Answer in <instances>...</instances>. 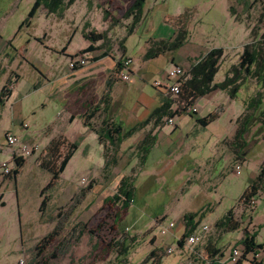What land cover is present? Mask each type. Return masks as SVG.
<instances>
[{"label":"rangeland","instance_id":"1","mask_svg":"<svg viewBox=\"0 0 264 264\" xmlns=\"http://www.w3.org/2000/svg\"><path fill=\"white\" fill-rule=\"evenodd\" d=\"M132 1L76 0L60 14L38 10L33 19L24 24L33 0H0V92L3 87L10 91L15 88L10 100L7 102L2 98L3 106H0V164L10 161L4 148L7 132L14 133L19 141L28 135L40 144L39 149L24 159L25 166L15 184L0 185V201L1 194L4 195V206L0 207V264H17L20 258L26 264H141L153 248L159 250L160 264H202L201 259L194 260L177 251L176 241L181 236L174 240V233L183 226V215L204 211L197 230L203 226L211 230L205 244L217 241L223 245L227 243L226 249L236 247L234 242L240 230L225 234L223 239L214 228V222L230 209L242 225L241 229L247 227L255 231L256 242H264V195L255 198L248 213L238 203L249 185L251 173L261 162L264 143L254 140L257 131L246 134L247 164L238 174L236 167L239 164L234 168L229 166L228 148L223 145L228 144L223 138L230 134L228 116L237 111L239 100L231 102L230 107L223 104L227 112L196 133L193 132L194 121L186 123L175 119L182 137L188 134V138L183 140L177 133L171 139L181 146V153L186 158L194 159L189 164L180 161L181 153L165 159L155 151L144 168L139 167L138 159L133 165L131 162L137 158L134 149L137 143L131 145L128 141L119 148L116 166L103 171L101 148L90 135L84 139L89 146L86 154H83V148L77 150L57 179L38 167V158L43 155L44 144L49 139L62 134L74 140L82 134L83 128L79 120L72 124L60 123L57 114L62 105L47 96V91H34L33 86L39 87L43 83L49 88L59 87L75 116L87 114L86 106L93 107L100 102L108 78L113 79L114 90L122 87L123 83L109 71L121 59L118 45L124 40L132 21L127 16ZM229 7L235 16L230 14ZM185 12L190 39L203 51L221 38L234 41L235 48L225 50V60L215 75V84L222 82L227 67L236 61L237 45L255 42L260 35L259 25L264 24V4L260 0H145L142 20L126 42V56L131 57L130 67L136 71L139 66L144 68L143 78L147 84L141 85L137 76L131 77L130 82L142 86L143 93L149 98L155 96L152 82H165L162 76L169 68L166 60L170 56L141 61L145 43L172 38L178 31L174 17ZM89 32L103 34L105 42L102 45L95 43L96 51L84 54L82 51L89 42L81 36ZM259 48L264 57L263 49ZM104 52L109 57L95 63V58ZM79 56L88 58L87 65L70 70L69 59ZM58 66L67 67L61 77L46 73ZM41 71L45 72L42 78H47L48 82L41 81ZM114 90H111L107 114L110 118L119 117L122 110H129L126 98L124 100ZM222 95V92L216 95L220 104L219 96ZM130 98H135L134 94H130ZM213 98L198 100L194 107L198 115L205 117L213 110ZM102 117L99 114L89 123L98 126ZM162 125H167L165 120ZM163 132L166 136L174 133L171 126H166ZM157 158L162 159L158 165ZM124 176L131 178L135 189L134 203L126 209L120 204L105 203ZM51 182L55 185L44 192L48 194L46 210L39 218V195ZM70 184L73 194L67 190ZM89 185L92 189L86 191ZM54 186L57 191L53 190ZM170 223L174 228L166 230ZM50 226L51 231L56 227V233L40 245L39 241L50 233ZM160 229L165 233L162 234ZM119 242L127 246L126 256L117 255ZM168 248L174 251L170 255L166 253ZM203 254L207 255L206 250Z\"/></svg>","mask_w":264,"mask_h":264},{"label":"trees","instance_id":"2","mask_svg":"<svg viewBox=\"0 0 264 264\" xmlns=\"http://www.w3.org/2000/svg\"><path fill=\"white\" fill-rule=\"evenodd\" d=\"M76 0H33V4L28 13L27 19L24 24H28L29 20L33 19L38 10H44L47 14H60L61 11ZM145 0H134L129 8L128 17L132 19L129 27L127 28V35H130L134 28L141 22L142 19V6ZM264 4V0H260ZM229 12L234 15L232 7H229ZM187 13H183L181 16L176 18L175 26L177 33L170 39L151 41L143 55L144 60H153L165 53H172L178 50L186 41L187 31L185 29L187 23ZM259 25V31H260ZM82 38L89 42V46L82 51V53H89L95 51V43L100 42L101 45L105 42V36L103 34H94L89 32L83 33ZM261 36L257 38L255 42L246 44L242 48V52L239 56L237 65L231 66L224 75V79L220 83H213L214 76L218 72L219 65L223 58L222 49H211L207 51L195 64H193L189 71L184 75L180 85V94L176 102V109L170 110L171 102L165 101L161 106L153 110L148 117L131 128L124 130L122 126L113 121L112 118L107 116L109 106L111 103V89L113 85V79L110 77L106 80V91L101 97L100 102L95 106H89L87 114L81 117L82 124L89 131H91L97 139V143L102 147L103 152V171L109 168H113L117 164V153L123 142L131 138L137 132L144 129L148 124L152 123L155 126L162 124V120L173 119L175 116L186 114V109L191 108L201 98H204L216 91H224L227 93L230 99H233L237 94L238 90L242 85L244 78L255 79L257 83L261 84L264 88V57L260 52ZM121 53V59L116 62L115 69L113 71L114 77L119 75L121 69V62L124 60V48L123 40L118 45ZM83 54V55H84ZM107 52L102 54V57H106ZM76 57H72L73 59ZM119 81V79L116 78ZM11 91L5 87L0 92V106H3V100H7ZM262 93H256L255 97L251 98L245 103L243 114L236 121V132L233 138V144H236L238 148L245 146L243 136L247 132V128L254 123H259L264 127V110L256 115L259 108L263 105ZM102 115V119L98 126H94L89 122L94 119L97 115ZM194 116L195 114H187ZM219 112L214 111L208 114L204 118H197L195 122L202 128H205L208 124L212 123L218 118ZM264 141V132L262 134ZM155 136H151L150 133L144 135L143 139L134 147L136 156L138 159L139 167H142L145 160L155 143ZM78 144L76 142H69L64 137L58 136L49 141L47 146L44 148L43 155L38 158V167L47 172L54 180L64 171L65 167L69 163L77 150ZM24 160L19 159L15 162V170L11 174V178H15L18 174L19 169L22 167ZM9 177V176H8ZM54 185L53 182L49 183L48 186L40 192V197L43 196L44 192ZM92 186L89 185L86 191H90ZM134 184L131 178L128 176L122 177L115 189L114 194L105 200V203L111 202L120 204L123 209L130 206L134 197ZM264 194V159L259 166L258 173L255 179L250 185L243 191L238 199L240 208L245 212L252 210V202L254 203L255 198ZM46 205V199L43 198L40 206L39 213L44 212ZM4 204L0 203V207ZM205 214L191 213L185 214L182 217L184 232L180 239L176 241V249L180 250L184 246V241L187 236L193 233L199 225L201 219ZM214 228L221 233L227 234L241 230V238L237 242L236 247L242 248L241 258L236 264H240L247 255L255 256L259 252L264 253V244H256L255 238L257 233L255 231H249L246 227L241 229V224L234 217L233 209L228 210L219 220L214 223ZM56 227L40 241V245H44L52 236L56 233ZM123 242L117 243L118 251L117 255L122 257L128 253L127 246H123ZM159 250L153 248L148 256L143 260L141 264L151 263L160 264V258L157 253ZM208 258H216L215 255H211L209 249H206ZM215 254V253H214Z\"/></svg>","mask_w":264,"mask_h":264},{"label":"crops","instance_id":"3","mask_svg":"<svg viewBox=\"0 0 264 264\" xmlns=\"http://www.w3.org/2000/svg\"><path fill=\"white\" fill-rule=\"evenodd\" d=\"M181 15L182 14L177 15L176 17H174V19L176 20V18H178ZM233 16H235V14ZM232 18L234 19V17H232ZM234 21H236V20H234ZM135 28H134V30L132 31V33L130 35H127V32H126V36L124 37V40H123L124 56H126V53H127L126 42L134 34ZM185 29L187 31L186 41L178 50H176L175 52H172V53H165L164 55H161V56L153 59V60H157L158 58H164L168 54L170 56V58H169V60H166L168 62V66H169L167 72H169L173 67L178 66V67H181L184 70L185 74H186L189 71L190 67L193 64H195L207 51H209L211 49H222V51H223V58H222V61H221L220 65H219V68H220L221 64L225 60V55H224L225 50L227 48L228 49H234L235 48L234 47V41H232L231 39H224V38L222 39L221 38L220 40H217L213 45H211L210 47L204 49V51H203V49L200 46H198V44H196L193 41H191L190 36L188 34L187 23H186ZM168 39H170V38H168ZM161 40L165 41L167 39H161ZM151 41H154V40H151ZM151 41H148L147 43H145L144 53H145V51H146V49L148 47L149 42H151ZM156 41H160V40H156ZM243 46H244V44L237 45L238 50L234 54V56L237 59H236V61L233 64L230 63L231 64L230 66L237 65V63H238L237 60H239V56H240V54L242 52ZM95 51H93V52H95ZM144 53H143V55H144ZM120 55H121V53H120ZM143 55L141 56V61H143V62L153 61V60H144L143 59ZM106 57H109L108 53H107ZM126 57L131 59V57H128V56H126ZM104 58L105 57H102V55L100 57L98 56L97 58H95L94 62L95 63H100V61L102 59H104ZM115 65L116 64H114V66L111 68L109 73H112L114 71ZM131 65H132V63H131ZM230 66L227 67L224 75L229 70ZM66 69H67V67H66ZM66 69L62 68V66H60V67L58 66L55 69L51 70L50 72L46 71V73L51 74L52 77L59 78V77H61V75H63V73L65 72ZM129 71H130L129 82L123 83L122 87H116L115 90H114L115 86L113 85V87L111 89L112 92L114 90V92H116L117 94H120V96H123L124 100L126 98L125 101L129 105V110L127 109L128 112H127V110H122L121 111L122 113L120 114L119 117L115 116V117L112 118L114 122L120 124L124 130H127V129L131 128L132 126H134L135 124L144 121L153 110H155L156 108L161 106L165 101L171 102V107H170L171 111H174L176 109V102L175 101L165 97L161 93L160 90H157V89H155L153 87V84L156 81L155 82L153 81L152 84H151V87L153 88V90L155 92L154 98H149L147 95H145L143 93V87L142 86L136 85L135 83L130 82L131 77L137 76L139 81L141 82V85L142 84H147L145 79L143 78V75H144V72H145L144 68L142 69V67L139 66V68H137V71H136L135 68L133 66H131L129 68ZM167 72L163 73V76H162V81L163 82L166 80ZM39 74H40L42 82H48L49 81L45 77L42 78V76L45 74V72L41 71V72H39ZM116 78L118 79V76ZM214 78H215V76H214ZM223 79H224V76H223ZM118 82H120V81H118ZM120 83H122V82H120ZM213 83H214V79H213ZM128 85H130V86H128ZM58 88L59 87H57V86H55L53 88H49V87H47V85L44 86L43 83H40L39 87H37V85H35V86H33L32 89L34 91L37 90V89H42V90L47 91L48 92L47 96H49L50 98L56 99L62 105L61 112L57 114V117L59 118L58 121H60V123H62V124H66V123L67 124H72L74 121L79 120V122L81 123L82 128H83V132H82L81 135H78L74 140L67 139L62 134H58L57 137L58 136H62L69 142H76L78 144L77 150H79L80 148H83L84 149L83 150V154H86V151L88 150L89 146L85 144L84 139L89 137L90 135H93V137L95 138L96 143H97L96 136L91 131H89L86 127L83 126L82 120H81V117L84 115L83 113H82L83 115L82 114H77L76 116L73 114V112L70 109V102H68V100H66V98L62 94H60V91H59ZM14 90H15V88L11 91L9 97L7 98V102L13 96ZM218 92H222L223 93L222 96H219V99L222 101V104H220L218 102V99L216 98L217 97L216 95H217ZM256 93H262L263 94L262 103H264V88L261 87V84L257 83L255 79H250V78L247 77V78H244L240 89L238 90L237 94L235 95V97L233 99H230L228 97L227 93L224 92V91H216V92H213L210 95L204 97V98L215 97V98L212 99L213 102H212L211 105H212L213 110L210 112V113H212L214 111H218L219 112L218 118L215 121H217L220 117H222V113L223 112H227L226 109L224 110L223 104L227 103V107H230L232 105L231 102H234V101H237V100L240 101L239 104H238L237 111L233 112L232 114H230L228 116L229 123H230V129H229V133L230 134L226 135L223 138V141H228L227 142L228 144L226 145V144L222 143L224 146H226L228 148V153H229L228 154L229 155V160H228L229 163L228 164H229V166L231 168H234V165L239 164L240 170H241L243 168V166H245L247 164V157H248V152H249L248 150L249 149L246 148V145L248 143L246 141V138H245L246 134L247 135L248 134L251 135L252 131H257L256 132L257 133V137H254V140L258 139L257 142L261 141V142L264 143V141L262 139V134L264 132V127L259 123V121H254L253 124H255V125L253 127L249 126L247 128V132L243 136V141L245 143V146H243L242 148H238L237 147L236 148V152H235L234 151V147L237 146V145L232 143L234 135H235V132H236V129H237L236 121L243 114L244 108H245V103L248 100H250L251 98L255 97ZM130 94H134L135 98L131 99L130 98ZM240 94H242L243 96L241 97ZM224 98H225V101H224ZM226 99H228L229 102H227ZM197 102L194 104L193 107L196 106ZM88 108H89V106H86L84 111H87ZM263 110H264V108H263V105H262L259 108V110L257 111L256 115H259V113L263 112ZM197 118H204V117L198 115V112L196 111V113H195V115L193 117L192 116H186L185 114L173 117V119H172L173 120V124L172 125H162L161 126V124H159V125L154 127V125L152 123H150L144 129H142L141 131L137 132L135 135H133L131 138H129L128 140H126L122 144L124 145V143H127L128 141H129V143H131V145L134 144L135 142L138 144L143 139L144 135L147 134V133H150L151 136H155V138H156L155 143H154L152 149L150 150V152H149V154H148V156H147V158L145 160L144 165L142 166L144 168L145 165H146V162L148 160V157H150L155 151H157L160 154L161 157L164 156L165 159H167V157L173 156V155H175L177 153H181L182 152L181 146H177L176 143L171 139L172 138L171 136L176 135L177 133H180L181 139L186 140L188 138V134H185V137H182L183 133L180 132V127L177 126V123L175 122V119H178V120H181V121H185L186 123H189L191 120L194 121V125H193V130L194 131L193 132L196 133V132H198V129H202V127H200L195 122V119H197ZM215 121H213V122H215ZM166 126H171L172 127V129L174 131V133L173 132L171 133L172 135L170 134L169 136H166V134L163 132ZM25 129H27V128H25ZM12 134H14V133H12ZM51 139H53V138H51ZM51 139H49L44 144L43 149L47 146V144L49 143V141ZM20 143L29 145V146H31L33 148H36L35 151L40 148L39 147L40 144L36 143V140L34 138L29 137L28 135H25L24 138L22 140H20ZM97 145L101 148V158H102V162H103V165H104L102 147L98 143H97ZM4 148L8 152V155H9L8 158H11V151H10L9 148L6 147L5 142H4ZM43 149H41V150H43ZM234 158H236L237 160H235ZM207 159H211V156H207ZM263 159H264V149L262 150V154H261V162L258 164L256 171L251 173V179H250L249 185L255 179V177H256V175L258 173L259 166L262 163ZM160 160H162V159H158V158L156 159V161H155L156 165L159 164ZM193 160L194 159L186 158L184 153H181L180 161H183L185 163V165L189 164ZM25 162H26V160H24V163H23L22 167L19 169L18 174L15 176V178H11L9 180H5L4 181L2 179V177H0V185L11 183V182H13L15 184L17 176L19 175V173L22 171L23 167L25 166ZM136 162H137V158L134 159V161H132L131 164L134 165ZM102 168H103V166H102ZM53 190L57 191V187L54 186ZM67 190H69L70 194H73V185L70 184L69 189H67ZM262 195H264V194H262ZM39 197H40V195H39ZM47 197H48V194L47 195L43 194V196L40 197V199L42 201L43 198L47 199ZM134 198H135V196L133 197L132 203H134ZM3 199H4V195L2 193L0 202L4 204V200ZM45 210H46V205H45L44 211ZM245 213H248V212L245 211ZM38 214H39V218H41L42 214L39 213V209H38ZM219 219H217V220H219ZM241 227H242V225H241ZM51 229H52V227L50 226V230H49L50 232H51ZM247 229L249 230V228H247ZM210 231L211 230H209L207 233H205L202 236L201 242L199 244H197L196 246H194L192 248V250H190L189 248L183 246L182 249L177 250V251L180 252L181 254L182 253H184V254L186 253L188 255V257H191L192 259L195 260V258L196 259H201L202 257H204L205 255L203 254V251L208 248L209 251H210V254L211 255H215L216 257H219V259H221L223 264H230L227 261V258H228L230 250L232 248H234V247L231 246L228 249H226V244L227 243L223 245V244H221V243H219L217 241H215L212 244H205L204 242H205L206 236L209 234ZM46 232H48V231H46ZM183 232H184V226H181L177 230V232L174 233V240H177L178 236H181L183 234ZM218 233L221 234V236L224 239V235L225 234L221 233L220 231H218ZM46 235H47V233H46ZM241 235L242 234H241V230H240V235H239V237H237V240H235V242H234L235 244H237V242L240 240ZM255 243L258 244V245L259 244H264V242L263 243H257L256 242V238H255ZM36 249H38V247H36ZM255 260L264 262V253L263 252H259L255 256L247 255L245 257V259L243 261H241L240 264H256Z\"/></svg>","mask_w":264,"mask_h":264},{"label":"built area","instance_id":"4","mask_svg":"<svg viewBox=\"0 0 264 264\" xmlns=\"http://www.w3.org/2000/svg\"><path fill=\"white\" fill-rule=\"evenodd\" d=\"M260 36H261V45L262 49L264 51V24L260 26ZM131 60L129 58L124 59L121 62V69L118 75V79L122 83L129 82V68L131 65ZM88 63V58L86 56H79L73 59H69L68 62V68L70 70L76 69V68H82L86 66ZM185 72L181 67L175 66L173 67L167 74L166 80L163 84L155 82L153 84L154 88L157 90H160L161 93L173 100L176 101L178 99V96L180 94V85L182 82V79L184 78ZM177 106V105H176ZM196 110L194 107L187 108L186 114H195ZM165 123L167 125H172L173 120L167 119L165 120ZM4 142L7 148L11 151V158L10 161L3 162L0 164V177H8L11 176L12 172L15 170V162L16 160L22 159L24 160L26 157L30 156L33 151H35L36 148H33L26 144H21L18 138L12 134L11 132H7L4 135ZM237 174L239 173L240 166L236 167ZM252 207L254 203L252 202ZM174 228V224L170 223L166 230H171ZM209 229L206 226H203L198 231L197 229L189 234L187 238L184 241V247L189 248L192 250L194 246L199 244L202 240V236L207 233ZM160 232L162 234L165 233L164 229H160ZM174 251L172 249H167L166 253L168 255L172 254ZM242 248L241 247H234L230 250L227 261L230 264H236L240 258H241ZM202 264H223L221 259L216 258H208L207 256H204L201 258ZM256 264H264V262L256 261ZM17 264H26L25 260L23 258H20L17 262Z\"/></svg>","mask_w":264,"mask_h":264}]
</instances>
